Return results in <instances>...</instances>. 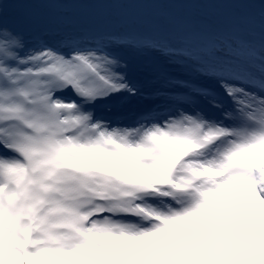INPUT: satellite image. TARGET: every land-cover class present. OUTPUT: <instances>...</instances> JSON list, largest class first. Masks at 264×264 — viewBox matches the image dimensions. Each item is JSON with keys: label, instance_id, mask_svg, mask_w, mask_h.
Returning <instances> with one entry per match:
<instances>
[{"label": "snow or ice", "instance_id": "6c2138e0", "mask_svg": "<svg viewBox=\"0 0 264 264\" xmlns=\"http://www.w3.org/2000/svg\"><path fill=\"white\" fill-rule=\"evenodd\" d=\"M13 2L0 264H129L264 201V0Z\"/></svg>", "mask_w": 264, "mask_h": 264}, {"label": "rangeland", "instance_id": "374dc122", "mask_svg": "<svg viewBox=\"0 0 264 264\" xmlns=\"http://www.w3.org/2000/svg\"><path fill=\"white\" fill-rule=\"evenodd\" d=\"M3 3L4 9L7 11L21 7V4L9 0ZM27 6L48 8L49 0H26ZM256 225L253 217L246 207L242 210L240 217L234 224H229L223 231L214 232L204 237H191L187 239H175L168 242H150L142 245L140 248L133 250L129 255V264H160L162 258L175 257V264H229L228 257L235 256L240 259L244 256L254 254V247L259 244L261 251L259 253L261 259L250 262V264H264V234L262 233V225ZM248 241L245 247L248 251L236 254L234 248L237 245ZM213 249V255H195L198 251ZM196 256V261H190L189 257ZM185 257L187 259H185Z\"/></svg>", "mask_w": 264, "mask_h": 264}, {"label": "clouds", "instance_id": "9594fccd", "mask_svg": "<svg viewBox=\"0 0 264 264\" xmlns=\"http://www.w3.org/2000/svg\"><path fill=\"white\" fill-rule=\"evenodd\" d=\"M176 147H179V146L177 145ZM257 156L259 159L264 161V159L261 158V154L259 152L257 153ZM247 243H249V242L245 241L243 244L237 245L234 248V252L236 254H240V253L248 251V249L245 247V245ZM260 251H261V246L259 244H257L253 249V252H254L253 255L244 256V257H241L240 259H236L235 256L228 257L229 264H250V262L257 261V260L261 259L260 255H259ZM213 264H215V262H213Z\"/></svg>", "mask_w": 264, "mask_h": 264}]
</instances>
